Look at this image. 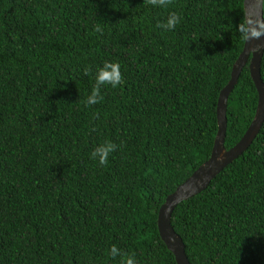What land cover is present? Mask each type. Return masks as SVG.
Wrapping results in <instances>:
<instances>
[{
  "label": "trees",
  "instance_id": "16d2710c",
  "mask_svg": "<svg viewBox=\"0 0 264 264\" xmlns=\"http://www.w3.org/2000/svg\"><path fill=\"white\" fill-rule=\"evenodd\" d=\"M172 12L175 28L157 27ZM243 22V0H0V264H121L113 245L136 264H176L157 214L210 156ZM105 61L124 82L88 105ZM256 106L245 66L226 150ZM105 141L116 150L100 165ZM171 226L190 264H264V122Z\"/></svg>",
  "mask_w": 264,
  "mask_h": 264
},
{
  "label": "water",
  "instance_id": "95a60500",
  "mask_svg": "<svg viewBox=\"0 0 264 264\" xmlns=\"http://www.w3.org/2000/svg\"><path fill=\"white\" fill-rule=\"evenodd\" d=\"M244 20L246 17L263 21V7L260 0H243ZM264 52V36L244 40L241 53L231 69L228 83L220 91L216 105L217 132L208 160L197 168L175 191L169 195L157 214V231L160 240L174 256L176 264H190L185 255V246L171 226L175 208L184 201L207 189L216 176L232 161L242 155L254 141L264 122V83L260 76V63ZM247 66L250 79L257 93L254 117L240 140L230 149L224 148L227 120V100L238 78Z\"/></svg>",
  "mask_w": 264,
  "mask_h": 264
},
{
  "label": "clouds",
  "instance_id": "9594fccd",
  "mask_svg": "<svg viewBox=\"0 0 264 264\" xmlns=\"http://www.w3.org/2000/svg\"><path fill=\"white\" fill-rule=\"evenodd\" d=\"M147 4L153 6H167L171 3V0H145ZM261 7H264V0H260ZM180 22V17L177 13L172 12L166 23L158 24L157 27L170 30L174 29L175 26ZM237 30L240 32L241 36L246 40L258 39L264 36V21L253 19L251 17H246L243 23H238L236 25ZM96 31H102L99 26L96 27ZM85 74L90 72V68H85ZM96 82L91 91V94L87 97L86 103L88 105L97 104L102 99L100 95L101 87L103 85H111L116 87L122 84L123 77L120 71V65L115 62L105 61L102 67L96 70L95 76ZM116 150V145L110 141H105L103 144L96 146L91 153L93 159H98L100 165L108 164V157L110 153ZM117 255L121 256V264H136L135 254L129 255L126 252H122L117 249L115 245L111 248V256L115 258Z\"/></svg>",
  "mask_w": 264,
  "mask_h": 264
}]
</instances>
